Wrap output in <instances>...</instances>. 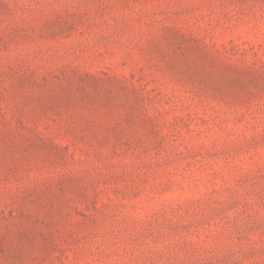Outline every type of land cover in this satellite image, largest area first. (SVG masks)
<instances>
[{"label":"rangeland","instance_id":"rangeland-1","mask_svg":"<svg viewBox=\"0 0 264 264\" xmlns=\"http://www.w3.org/2000/svg\"><path fill=\"white\" fill-rule=\"evenodd\" d=\"M0 264H264V0H0Z\"/></svg>","mask_w":264,"mask_h":264}]
</instances>
